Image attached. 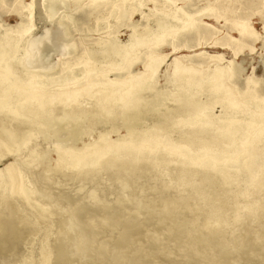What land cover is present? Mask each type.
<instances>
[{
    "label": "rangeland",
    "instance_id": "obj_1",
    "mask_svg": "<svg viewBox=\"0 0 264 264\" xmlns=\"http://www.w3.org/2000/svg\"><path fill=\"white\" fill-rule=\"evenodd\" d=\"M63 1L51 12L52 16H48L43 11L42 0H0V37L5 31L10 32V36L13 35L12 32L16 31L17 26L22 22L27 21L26 16L31 12L33 29L27 40L28 43L24 45L27 58L33 60L35 58L36 48L33 46V41L35 45L36 39L42 35V32L46 29L51 31L49 42H43L40 48L42 53L39 55L46 60L43 61L39 56L38 66L31 69L32 72L35 71L46 79L51 75L54 78L58 77L59 71H63L65 65L73 64L75 59H78V62L87 61L91 65L94 63L99 69H105L107 64L99 55L96 57L97 60L89 59L86 55V52L98 49L97 42L114 41L118 45H124L131 35H141L145 41H150L151 38L154 42L155 39L150 37V30L156 29L157 17L163 19V13L174 9L169 3L163 6L165 0H122V2L120 0L117 4L121 7V11L117 17L112 12L116 0L97 2L96 6L94 3L91 4V0H78L74 3ZM171 1L188 14L195 15L193 25L196 29L174 39L165 37L151 47L147 45L137 47L135 59L129 62L124 70L120 73L106 74L107 78L113 79L124 77L128 72L139 73L148 55L165 57L164 64L158 71L154 89L142 93L137 103L141 121L136 129L141 131L155 124L166 125L167 122L164 121L168 120H165L164 114H171L177 107H175L176 103L169 100L168 102L166 99L176 93L169 83L176 79L171 75L170 70L174 59L185 67L203 70L202 77H198L197 74L193 78L196 82L204 79L206 73L212 69L215 64L210 62L212 57L219 54L222 57L220 66L229 65L233 51L238 49L237 45L231 43L230 38H239L233 29L234 23L240 20L247 21L255 29L259 40L254 43L243 42L247 46L235 59L243 70L238 73L235 85L240 91H244L247 79L253 75L258 81L255 86L257 95L259 99H264V0ZM30 2L33 5L28 10L26 5ZM61 19L67 24L70 32V35L64 39L60 38L56 29L60 26L58 22ZM143 29L148 33L145 34ZM72 45L74 48L71 50ZM16 55L17 57L22 55L21 43ZM61 65L62 69L58 67ZM81 67L79 65L75 69V74L78 76ZM183 78L184 83L187 79L185 76ZM194 91L199 92L197 99L200 101L207 99L205 92L196 89ZM159 95L161 97L158 98ZM149 101H156L155 107L149 108ZM79 103L83 106L87 103L85 108L81 109L85 114L80 111L81 114L75 119L61 120L54 127H43L42 124L27 126V123L23 122L25 119L22 118L18 122V119L11 118V121L9 117L10 122H8V116L0 113V128L2 127L0 142L9 133L13 137L15 135L19 137L18 139L12 137L15 143L12 141L6 148L4 146L0 148V155H4L0 159V170L8 165L13 166L20 180L18 190L26 189L27 200L30 203L19 198L15 199L16 197L7 194V191H4V194L1 192L4 189L0 188V194L3 195H0V226L3 229L0 239V264H24L25 261L26 264L37 262L41 264L43 260H45L44 264L46 262L47 264H264V210L255 211V218L243 215L241 220L240 218L238 221L230 220L231 226L223 223L208 224L206 222L209 217L208 205L210 207L214 202H209V198H206L207 201L200 200L201 194L195 193L193 189L190 190L194 184L201 182L198 181L200 180L198 175L191 186L185 187V189L190 188V192L194 193L193 197L188 190H183L184 187L178 188L181 192L176 190V180H171L174 177L162 176V172L157 174L155 172L157 170L149 166V168L144 167L142 164L146 172L140 165L137 166L136 171L121 172L120 170L119 172L118 169L116 172V168L103 167L105 170L101 167L102 169L82 174H75L66 168L58 167L56 147L62 150L81 148L91 150L90 145L103 132L108 133L110 142H115L118 137L125 135L121 111L116 112L113 108L114 113L108 117L100 116L98 119L97 110L90 108L93 104L92 100H81ZM157 107L159 110H154ZM59 109L60 106L53 109V113L50 114L51 121L53 118L56 120L57 117H62ZM72 112L75 116L79 114L76 113L78 111L75 108L67 111L68 115L73 116ZM212 113L215 116L220 115V106L215 105ZM173 114L174 112L171 114L172 117ZM126 120L130 125L131 118ZM27 129L28 131L31 129L30 133L32 132L29 141L25 139L30 134ZM73 132L80 134L75 141L70 138ZM172 136L175 141H179V133ZM14 139L18 140V143ZM24 139L28 142L26 145ZM170 167V170H174L172 166ZM151 172L155 173L156 177ZM241 177L243 176L238 178ZM162 180L164 182L167 180L166 184L162 183ZM237 180V183L228 187L230 191L235 192L240 188L242 178ZM171 181L174 182L173 186ZM203 185L204 187L201 188L205 192L211 189L214 191V186L208 183ZM167 189L176 196L174 194L173 197L170 196ZM212 190L210 192H213ZM248 191L251 189L249 188ZM261 192L253 193L249 198V202L256 203V207L264 205V192ZM188 195L193 197L192 200ZM227 208L229 210L230 205H227ZM39 209L41 212L38 213ZM231 221H234L233 225ZM81 250L86 252L82 255L79 253Z\"/></svg>",
    "mask_w": 264,
    "mask_h": 264
},
{
    "label": "bare ground",
    "instance_id": "obj_2",
    "mask_svg": "<svg viewBox=\"0 0 264 264\" xmlns=\"http://www.w3.org/2000/svg\"><path fill=\"white\" fill-rule=\"evenodd\" d=\"M66 1L74 3L78 0ZM119 1L120 0H116L113 3L114 8L112 12H114L117 17L121 11V7L117 4ZM63 2V0H42L44 13L48 14V16H52L50 15L51 12ZM97 2H105V0H91V4L94 3V6L97 5ZM167 3L171 4V7H174V9L172 11L170 9L166 13H163V19L157 17L156 29L150 30V37L155 39L154 42L151 41V38L150 41H145L141 35H131L129 41L124 45H118L114 41L108 43L99 41L96 43L98 49L91 52L88 51L86 55L89 59L93 60L99 55L103 62L107 64L105 69H99L98 65L94 63L91 65V63L87 61L82 60L78 62V59H75L73 64L69 63L65 65L63 71H59L58 77L54 78L53 75H51L50 78L47 79L35 71L32 72L31 69L34 66H38L39 54L42 53V49L40 50V48H42L43 42H49L51 31L46 29V31L42 32V35L40 34L41 36L36 39L37 43H35L37 47L34 45L33 41V46L36 48L35 61L31 58H27L25 56L24 45H26L33 29L31 12H29L26 16L27 21L18 25L16 31L12 32L13 35L10 36L11 33L5 31L0 37V113H4L6 117L8 116V122H10L9 117L10 120L11 118L13 120L18 119V122L19 119L22 118L25 119L23 122H26L27 126L32 124H37V126L40 124L41 126L42 124L43 127H54L60 123L61 120L75 119L77 115L79 116L81 112H83L81 109H84L87 105V103L85 106L80 104L79 101L81 100L93 101L90 108L92 107L97 110L98 119L100 116L108 117V115L114 113L112 111L113 108H115L116 112L117 110L118 112H122L123 117L121 119H123L125 135L123 137L121 135V137L117 136L118 138L115 142H110L108 141V133L103 132L98 136L96 141L90 145L91 150H85L83 148L62 150L56 147L58 157L57 166L62 169L66 168L68 171L75 174H82L88 171L98 170L101 167H113L116 168V172L118 169L119 172L120 170L121 172L131 171L142 164L144 167L149 166L151 169L157 170L155 171L156 173L162 172V176L167 178L174 177L171 180H176L175 188L178 192H181L178 188L184 187V190L186 186H191L195 180L194 178L198 175L200 177L198 181L201 182L196 185L194 184L193 187L189 189H193V191L197 194L199 193V195L201 194L200 200L205 199L204 201H207L206 198H209V202H214L210 207L207 203L209 217L206 222H208V224L210 223V225L223 223L224 225L231 226L229 224L230 220L235 219V221H238L239 218V220L243 218V215L254 216L255 211L261 212L264 210V205L256 207V203L249 202V198H251L250 196L253 193L264 192V99H259L257 95L255 86L258 84V81L253 75L247 79L246 89L244 91H240L235 85L238 73L243 70V68L235 62V59L242 52L243 48L247 46L243 42L254 43L259 40V37L255 29L251 27L247 21L240 20V22L234 23L233 30H235L239 38H230L231 43L238 46V49L233 51L232 60L228 62V66L221 67L219 64L222 59L221 55L211 56L210 62L215 64L200 82H196L193 78L197 74L198 77H202L201 74L203 70L201 68L197 70L193 69V67H185L174 59L171 63L170 70L171 75L176 79L169 83L172 88L176 90V93H171V97L169 96L166 98L167 101L169 100L177 104H174L175 107H177L173 110V117L171 115L173 112L171 114L164 112L166 119L164 117L161 118L168 120L164 121L167 122L166 125L164 124V126H161L160 124H155L147 130H137L136 127L141 121L137 103L141 99L142 93L154 89L158 71L164 64L165 57L160 55H148L143 61L142 71L139 73L132 74L128 72L124 77L113 79L107 78L106 74L108 72L120 73L124 70L125 66L135 59L137 47L142 45L151 47L157 42H161L165 37L174 39L177 36L196 29L193 25L194 14H188L182 7H178L171 0H165L163 6ZM32 5V2H30L26 5V8L30 10ZM58 26L59 27L56 29L59 31L60 38L64 39L70 35L69 27L62 19L58 22ZM144 33L147 34L148 31L144 30ZM33 40L35 39L33 38ZM20 43L22 55L17 57L16 53L20 48ZM30 46L32 47V45ZM73 48L74 45H72L71 50ZM41 57L42 56H40V59L43 58ZM45 60L43 58V61ZM79 65L82 66V70L78 76L75 74V69H77ZM58 67L61 69L63 68L62 65ZM19 69L20 71H18ZM54 69L48 70L53 71ZM183 76L187 79L184 83L182 82L184 79ZM194 89L205 92L207 99L205 101L197 99L199 92L194 91ZM160 95L158 98L161 97ZM165 96H167L166 93ZM162 98L165 99L163 96ZM153 100H155V98ZM161 102L163 101L161 100ZM149 104V108L152 106L155 107L156 101H151ZM215 105H219L221 108V114L218 116L212 113ZM58 106H60V115H62L63 119H61L62 117L60 116L57 117L56 120L52 117L53 120L51 121L50 114H52L54 111L53 109H56ZM74 108L78 111L76 113L79 114L75 116V113L72 112L74 113L73 116L68 115L67 111L73 110ZM146 109L148 110V108ZM157 109L158 107L154 110ZM87 110L89 111V109ZM82 114L85 113L83 112ZM169 115L171 117H169ZM129 118H131L130 125L126 120ZM3 125L5 124L3 123ZM38 128L41 129L42 127ZM5 129L6 128H3V130ZM6 130L8 131V129ZM25 131L24 133H26ZM30 131L28 132L30 133ZM35 132L33 134H35ZM31 133L29 135L26 134L29 136L25 137L26 140L31 137ZM175 133L180 134L179 141H175L172 138V135ZM15 136L13 137V135L9 133V135L6 136V138L4 137L5 139L3 138L4 140L0 142V148L2 149V146L5 148L7 145L9 146L13 138H17V136ZM79 136L80 134L73 132L70 138L72 141H75ZM0 138L2 139V135ZM25 139L24 141H26ZM14 140L16 141V139ZM26 143L28 142L26 141L24 145H26ZM3 156V154L0 155V159ZM170 166H172L174 170H170ZM142 167L143 166H141V168ZM144 169L146 172V168ZM152 174L154 175L155 173ZM143 175H145V173ZM239 176L244 177H241L240 188L235 192L230 191L228 187L233 185V183H237V179H241L238 178ZM163 179L165 178L163 177ZM162 181L164 184L167 182V180L165 182L164 180ZM198 181L196 180L197 183ZM19 183L20 180L15 174L12 165H8L0 170V188L4 189L1 192L7 191L6 193L16 197L15 199L19 198L20 200L28 202L26 189H22L21 191L20 189L18 190ZM205 183L214 186V191L212 189L213 192H210L211 190L206 192L202 190L201 186L204 187L203 184ZM249 188L251 191H248ZM189 189L187 187L185 191L188 190L190 194L191 192ZM167 191L169 192L168 189ZM170 191H172L171 188ZM163 192L165 191L163 190ZM169 193L171 194L170 196L174 194L173 192ZM174 196L176 195L174 194ZM191 196L194 197V193H191ZM8 198L9 197L6 195V199ZM4 199L2 202H4ZM17 201L20 202L19 200ZM176 201H178V199H176ZM28 204L30 203L28 202ZM19 205L17 204V206ZM227 205H230L229 210ZM39 212H41L40 209L38 213ZM35 223H37V221ZM233 223L234 221L232 225ZM72 225L73 224H71V226ZM214 225L212 226L214 227ZM2 233L3 229L0 226V239ZM46 241L48 242V240ZM82 250L79 253L83 255L86 251L84 250L83 252ZM43 261L44 262L41 264L45 263V260ZM25 262L24 264H26ZM36 264H38V262Z\"/></svg>",
    "mask_w": 264,
    "mask_h": 264
}]
</instances>
